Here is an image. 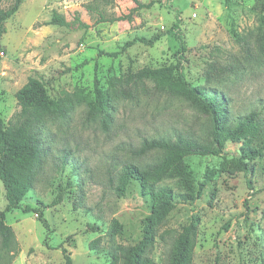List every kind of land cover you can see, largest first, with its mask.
I'll return each instance as SVG.
<instances>
[{
    "label": "rangeland",
    "instance_id": "1",
    "mask_svg": "<svg viewBox=\"0 0 264 264\" xmlns=\"http://www.w3.org/2000/svg\"><path fill=\"white\" fill-rule=\"evenodd\" d=\"M139 2L24 0L2 23L0 118L5 124L20 111L15 95L30 77L41 79L52 98L82 97L65 117L44 125L45 155L34 185L19 208L6 212L17 242L9 264H62L64 248L72 264H124L126 250L142 237L151 204L136 180L124 195L117 194V178L127 163L143 167L162 157L155 150L140 154L143 140L178 137L217 152L185 157L194 189L204 184L202 193L194 201L175 198L155 226L154 264L173 263L179 236L195 218L191 264H264V153L245 160L251 172L238 170L233 158L240 157L241 143L226 140L218 150L210 114L150 80L143 87L132 85V97L114 100L106 123L90 116L87 105L96 85L106 90L114 78L175 65L206 94L222 92L231 124L254 112L264 130V0ZM12 3L0 0V9ZM54 12L67 24H51ZM174 24L185 50L169 32ZM59 185L63 200L50 206ZM162 187L187 192L181 177L155 184ZM5 205L0 180V209ZM27 205L32 210L25 212ZM9 256L3 254L1 263L8 264Z\"/></svg>",
    "mask_w": 264,
    "mask_h": 264
},
{
    "label": "trees",
    "instance_id": "2",
    "mask_svg": "<svg viewBox=\"0 0 264 264\" xmlns=\"http://www.w3.org/2000/svg\"><path fill=\"white\" fill-rule=\"evenodd\" d=\"M24 0H13L7 9H0V35L4 20L11 17ZM137 6L141 3L134 0ZM123 17H119L122 19ZM260 22L264 27V15L260 16ZM51 24L66 25L65 18L54 12ZM178 25L174 24L170 33L180 43V49L185 50L181 33L177 31ZM150 80L161 90L183 95L204 113H208L212 119V134L217 143V149L221 150L226 140L240 142V157L233 158L238 170L245 174L251 172L245 160H254L264 153V130L261 129V120L251 112L238 116L231 124L230 115L222 92L216 95H208L205 89L195 86L186 80L183 70L175 65L159 68H142L139 71L124 77L114 78L106 90L95 86V97L87 103L88 114L92 117L100 116L103 123L110 118L107 110L113 106L114 100L121 97H132L131 86L143 87L145 81ZM16 99L20 106L14 120L7 124L0 118V180L4 186L6 205L0 209V264L3 254H7L9 264L12 252H17V242L13 229L6 223V212L19 208L21 201L27 192L32 189L45 155L41 132L48 120L65 117L74 106L82 101V97L63 96L52 98L43 81L36 77H30L27 82L16 92ZM255 142H259L255 144ZM159 151L162 157L155 163L140 167L127 163L117 178L115 191L124 195L130 180L140 183L141 189L149 196L150 213L144 219L141 239L131 248L126 250L124 264H154L151 257L154 242L155 226L161 222L166 214L174 207L173 200L177 197L185 201H194L201 196L203 183L199 184L196 191L193 187L191 171L184 164L187 155H207L213 150L210 145L200 144L195 140L178 137L176 141L165 138H153L143 140L138 152ZM207 179L210 180L212 172ZM181 177L187 186V192L173 194L167 187L155 188V184L165 178ZM251 187V181L248 180ZM58 192L50 206L63 200L65 189L59 185ZM252 188V187H251ZM245 206L248 200L244 201ZM32 210L27 205L24 211ZM38 219L44 222L43 212L37 211ZM198 219H193L183 228L175 246L172 264H191V240L197 228ZM64 261L62 264H72V259L63 249Z\"/></svg>",
    "mask_w": 264,
    "mask_h": 264
}]
</instances>
